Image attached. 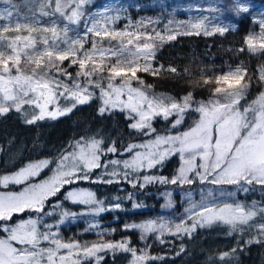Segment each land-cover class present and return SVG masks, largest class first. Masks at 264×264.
Here are the masks:
<instances>
[{
  "label": "snow or ice",
  "instance_id": "obj_1",
  "mask_svg": "<svg viewBox=\"0 0 264 264\" xmlns=\"http://www.w3.org/2000/svg\"><path fill=\"white\" fill-rule=\"evenodd\" d=\"M35 2L38 15L34 12L29 18L20 15L14 0H0L4 5L0 8V116L15 111L33 125L56 120L99 99V115L123 112L129 127L148 139L121 148L116 141L85 135L73 140L55 159L30 162L11 174H0V188H18L0 191V264H100V253L108 251L130 253V264L163 259L152 256L147 244L138 250L127 239L104 240L105 231L97 232L101 237L97 242L65 241L59 228L66 221L92 217L84 229L91 232L100 228L95 217L123 210L122 199L134 200L130 192L109 203L91 188L80 187L82 183H127L134 190L153 184L203 185L199 200L193 198L192 190L185 193L188 207L179 222L147 220L125 224L124 231H138L141 240L158 234L156 238L164 243L165 233L191 236L197 228L221 224L227 226L229 235L239 233L241 238L245 232L255 231L247 244L264 243V202L248 205L236 199L238 192L256 191V186L264 193V91L247 99L254 82L264 86V64L252 69L241 62L218 75L201 73L203 85L212 86L207 100H196L193 93L178 99L154 93L153 86L138 75H179L176 67L153 63L165 43L179 36H223L236 27L223 23L219 16H200L188 21L170 19L162 31L150 28L159 24L150 18L129 20L117 29L119 11L108 15L112 9L106 8L93 13L92 0ZM210 11L220 13L221 9ZM229 11L240 15L249 7L235 2ZM43 17L47 21L42 22ZM255 22L260 31L249 32L237 52L264 55V17ZM69 67L77 69L75 75ZM188 113L198 118L187 130L156 132V118L168 120L171 129H178ZM174 156L180 164L171 177L152 172ZM45 169L51 174L37 179ZM165 195V207H173L172 193ZM65 202L81 206V211H72ZM140 207L143 205L133 202V209ZM57 213L58 218L48 222L46 218L57 217ZM236 251L225 252L219 259L231 258Z\"/></svg>",
  "mask_w": 264,
  "mask_h": 264
},
{
  "label": "trees",
  "instance_id": "obj_2",
  "mask_svg": "<svg viewBox=\"0 0 264 264\" xmlns=\"http://www.w3.org/2000/svg\"><path fill=\"white\" fill-rule=\"evenodd\" d=\"M97 1L95 0L92 4L91 9L96 6ZM226 2L233 5L232 0H226ZM170 5L173 6L171 0H127L125 11L130 16L144 18L147 15L154 16L159 12H166L172 8ZM176 7L175 15L185 16L181 5ZM233 19L237 22L236 30L229 31L223 36L218 34L179 36L175 41L165 43L157 52L153 63L154 65L162 64L165 68L176 67L180 74L162 72L160 76L153 77L140 73L146 85H152L154 91L171 95L177 99L193 93L196 100H207L211 95L212 86L203 85L201 73L207 76L218 75L222 71L226 72L229 67H237L241 62L252 69L264 64V55L252 56L246 52L236 51L243 45L245 36L252 32L254 23L250 15L243 13L242 17H233ZM71 69L73 72L77 70L75 67ZM261 91H264V86L254 82L247 97L248 101L254 99ZM99 106V99H93L88 104L79 105L66 116L56 120L46 119L33 125L26 124L24 116L15 111L0 116V174L15 172L30 162L55 159L73 140L85 135H96L97 138L103 137L106 141H116L121 148L130 142L144 138L129 127L130 121L125 113L117 110L101 116L98 114ZM197 118L195 113L185 114L184 123L178 129H169V121L162 118H156L153 125L157 133L183 131L190 128ZM179 164V158L174 156L166 160L162 167L158 166L152 172L172 176ZM53 166L50 167L53 168ZM45 172L50 171L46 169ZM81 185L91 186L102 199H110L111 196L119 194L118 185L115 184L82 183ZM256 187L259 188V186ZM12 188L16 187L10 186L9 190ZM151 189L154 187L147 186L142 190L133 189L136 192V202L142 204L143 207L130 210L129 204L132 201L126 202L125 205L129 206L119 211L120 215L114 221L115 231L108 232L105 240L118 242L127 239L131 247L138 250L141 247L145 248L146 244L149 245L147 251L152 256L163 257V259L151 261L150 264H264V243H246L249 237L255 236L256 233L245 232L243 238L239 233L229 235L227 226L221 224L197 228L191 236L165 234L161 238L164 243L156 238L157 234H151L147 240H141L138 232L124 231L122 226L128 222L152 219L157 216L164 198L149 193ZM246 198L264 202V194L255 191L247 193ZM65 203L74 210L80 209V206ZM110 216L111 214L106 212L102 218L108 219ZM234 248L237 249L235 256L226 258L224 261L219 259L221 254L231 252ZM111 252L100 253L103 257L100 264H127L132 258L130 253ZM93 263L94 261L90 262V264Z\"/></svg>",
  "mask_w": 264,
  "mask_h": 264
},
{
  "label": "rangeland",
  "instance_id": "obj_3",
  "mask_svg": "<svg viewBox=\"0 0 264 264\" xmlns=\"http://www.w3.org/2000/svg\"><path fill=\"white\" fill-rule=\"evenodd\" d=\"M232 1H233V3H235V2L245 3L249 7V11L247 12V14L250 15V17L252 18L253 23H254L252 25V32L258 33L260 31V28H259L258 23H256L255 21H258L261 17H264V5L262 4L264 2L263 1L261 2V0H232ZM94 2H95V0H92V3L90 5V11L93 13L104 12V10L106 8L112 9V11L107 13L108 15H114V14H116L117 11H119L121 19L115 25V27L117 29L123 28L129 22V20H131L132 22H139V21L147 20L150 18L153 21L159 20V24H152V25H150V28H155L157 31H162L165 24H167L168 20H170V19H173L176 21H188V20H192L196 17H200V16H207V17L219 16L220 21H222L223 23L233 24L234 26H236L237 22L233 19V17L237 18V17H242V15H243V14L236 15L234 12L229 11V9L231 8L232 5L230 4V2L229 3L226 2V0H173V2L171 0V4L173 5V6L170 5L172 7L171 9L167 10L166 12H159L158 15H154V16L147 15L144 18L142 16H139V17L130 16V14H128L125 11L127 9V0H98L96 3V6L93 9H91V6ZM163 2H165V1H163ZM180 2H182V4ZM14 3L18 6L17 10L19 11V13L22 17L27 16V17L31 18L34 12L37 13V15H38L39 4L36 3L35 0H14ZM178 5H181L182 12L185 13V16L175 15V10L177 9L176 6H178ZM2 7H4V5L0 4V8H2ZM212 8H220L221 12L220 13H214V12L210 11V9H212ZM40 19L42 22H45V21H47L48 18L43 17ZM67 65H68V62L65 61V66H67ZM68 71L71 72L73 75H75V72L72 71L71 67L68 68ZM138 75H140V73H138ZM152 91L154 93H157V94H163L160 92H156L153 89H152ZM99 102H100V100H99ZM62 103H63V101H62ZM170 118H171V120L175 119V117H170ZM169 129H171V125H170ZM183 131H185V130H183ZM158 134L164 135L166 133H159L158 132ZM147 139H148V137H144L142 140L136 141V143L143 142ZM109 156H110V158H116V157L112 156V154H109ZM54 167H55V165L53 166V168ZM45 170L43 172L44 174L42 173L43 176L39 179L46 178L48 175L51 174L50 172L46 173ZM11 173H13V172H11ZM11 173H6V174H11ZM154 174H156V173H154ZM156 175L171 177V176H167V175H163V174H159V173ZM79 186L92 189V187L89 185H81L80 184ZM148 186L154 187V189H151V191H148L149 193H154L158 197L164 198L163 205L161 206L160 210L157 212V216L155 218H152V219H145L142 221H131V222H128L126 224L141 223V222H144L147 220H157V221H165V222H167V221L179 222L182 214L184 213L185 208L188 207V204H187L186 199H185V193L188 192L189 190H192L193 198L196 200H199V198H200L199 197V190L201 188L205 187V186L199 185V184H194L191 186H189V185L176 186V185H170V184L169 185L153 184V185H148ZM158 186H161V187L158 188ZM207 187H212V186L208 185ZM256 189L257 190L255 192L264 194L260 191L259 188L256 187ZM8 190L9 189L0 188V191H8ZM11 190H18V188L17 187L12 188ZM229 190H231L230 186H229ZM117 191H119L118 195L111 196V198L106 199V201L111 203L113 201V197L120 196L121 198H123L127 195V193H130V192L134 193V200L131 202V204H129L130 205L129 208H130V210H132L133 209L132 204H133V202H136V192H134L133 189H131V186L128 185L127 183H123V184L118 185ZM122 191H124V192H122ZM169 191L172 193L171 200H172L173 205H174L171 208L165 207L167 200H168V197L165 195V193L169 192ZM250 192H253V191H250ZM246 194L247 193L238 192L236 199L239 202H242V203H245L248 205H251L253 201L261 202L260 200H256V199L255 200H247ZM60 199H62V197ZM121 202H122L123 210H124V208L129 206V205H127V206L125 205V203L129 202V200L122 199ZM65 206L67 208L71 209L72 211H76V212L81 211V206H80L79 210H74L73 208L68 207L66 205V203H65ZM261 206H264V204H262ZM123 210L109 211L108 213H110L111 216L108 219L102 218L106 212L101 214L98 217H95L94 219H95V221L99 222L100 228L96 229L94 231H91V232H85L84 229L88 226V223L93 220L92 217H83V218H79L75 221H66L64 224L60 225V228H59L61 237L65 241L78 240L81 243L97 242L101 239V237L97 235V232L98 231H105L108 233L112 229H114V227L116 226L114 224V221H116L118 219V216L120 215L119 211H123ZM56 218H58V213H57V217H48L46 219L48 220V222H54V220ZM73 226H74V228H73ZM123 226H122V228H123ZM132 231H136V230H132ZM136 232H138V231H136ZM250 233L255 234L256 232L252 231ZM138 234L140 235L139 232H138ZM165 234H167V233H165ZM103 239L105 240V236L103 237ZM107 241H109V240H107ZM140 249H144V247H141ZM111 253H113V252H111ZM131 260H132V258H131ZM93 264H95V261ZM127 264H130V262Z\"/></svg>",
  "mask_w": 264,
  "mask_h": 264
}]
</instances>
